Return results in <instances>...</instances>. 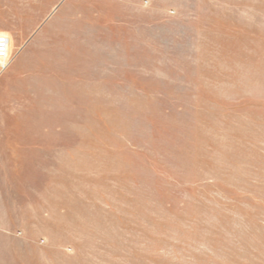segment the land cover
<instances>
[{
  "label": "rangeland",
  "instance_id": "obj_1",
  "mask_svg": "<svg viewBox=\"0 0 264 264\" xmlns=\"http://www.w3.org/2000/svg\"><path fill=\"white\" fill-rule=\"evenodd\" d=\"M53 14L0 66V264H264V0Z\"/></svg>",
  "mask_w": 264,
  "mask_h": 264
},
{
  "label": "crops",
  "instance_id": "obj_2",
  "mask_svg": "<svg viewBox=\"0 0 264 264\" xmlns=\"http://www.w3.org/2000/svg\"><path fill=\"white\" fill-rule=\"evenodd\" d=\"M61 2L62 0H0V35L6 36L10 45H15L18 49L35 46L39 35L33 33L42 25L46 26L48 20L56 16L53 13ZM13 6H28L29 9L19 15H14L7 12ZM30 38V42L26 44ZM16 242L17 240H8L7 243L0 241V256L8 252L4 246H15ZM9 249L10 253L16 251Z\"/></svg>",
  "mask_w": 264,
  "mask_h": 264
},
{
  "label": "built area",
  "instance_id": "obj_3",
  "mask_svg": "<svg viewBox=\"0 0 264 264\" xmlns=\"http://www.w3.org/2000/svg\"><path fill=\"white\" fill-rule=\"evenodd\" d=\"M9 39L0 35V66L3 68L9 60Z\"/></svg>",
  "mask_w": 264,
  "mask_h": 264
}]
</instances>
